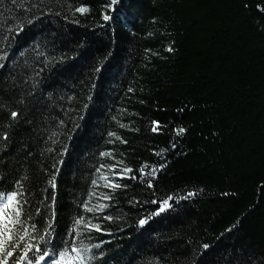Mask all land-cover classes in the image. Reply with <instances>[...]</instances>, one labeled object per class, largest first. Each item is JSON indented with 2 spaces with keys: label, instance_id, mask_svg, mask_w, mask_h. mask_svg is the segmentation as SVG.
Listing matches in <instances>:
<instances>
[{
  "label": "trees",
  "instance_id": "16d2710c",
  "mask_svg": "<svg viewBox=\"0 0 264 264\" xmlns=\"http://www.w3.org/2000/svg\"><path fill=\"white\" fill-rule=\"evenodd\" d=\"M106 2L0 0V190L23 185L32 213L14 231L54 258L71 241L87 264H264V0ZM145 161L165 165L153 189L121 180L99 199L112 176L100 165ZM54 165L56 217L37 232ZM168 194L180 199L141 227ZM80 214L105 232L73 224Z\"/></svg>",
  "mask_w": 264,
  "mask_h": 264
},
{
  "label": "snow or ice",
  "instance_id": "6c2138e0",
  "mask_svg": "<svg viewBox=\"0 0 264 264\" xmlns=\"http://www.w3.org/2000/svg\"><path fill=\"white\" fill-rule=\"evenodd\" d=\"M120 3V0H107L104 4L106 9L115 11V6ZM74 11L83 15L90 11V6L85 3H80L78 6L74 8ZM104 21H108L111 17L105 12L102 15ZM169 52L173 51L174 49L169 46L167 49ZM3 67V65H0ZM100 69H96L99 71ZM91 99V97H89ZM87 107V105H85ZM20 112L18 111H11L10 117L12 121L18 122V117L20 116ZM62 122V121H61ZM153 133H158L162 130V125L160 121L152 120L150 121V129ZM172 131L176 135H180L185 133L187 129L183 127L177 126L176 128L172 129ZM109 135H114L113 133H109ZM10 138V133L8 131H4L2 135H0V140L7 142ZM127 143V141H123ZM172 147L175 148L176 144L173 143ZM158 155L160 153H157ZM101 156H105L106 153L101 152ZM62 163V162H58ZM118 163H113L109 165H100V168L97 169V172L100 171L102 168H108L112 176L107 179V184L104 185L110 188L109 192H106L100 200L104 201H112L115 198L114 192L112 190L126 188L127 184H121L119 181L121 180H130V179H137L141 180L149 189H153L155 187L153 181L158 177L157 169H163L165 167L164 164H157L155 166H149L148 162L145 161L136 172L133 171L131 167H123L118 169ZM56 171L50 173V179L48 180L49 189L47 200L45 201L47 212L43 211L39 207L35 209L36 219L35 221L29 225L37 232L38 224H43L47 220H55L56 217V210H55V203H56V190L58 188L57 184V171L58 168L56 165L53 166ZM5 178L0 177V184H3ZM15 184H21L19 180L15 181ZM92 184L99 186L97 184V180H92ZM23 185H21V189ZM21 189H18L13 186V184H9L7 188L0 190V264H46V260H51V264H87L89 257L86 255L87 249H79L75 246H72L71 241L63 242L62 241V250L59 251V258L55 257V249L53 253L50 255L49 252L45 251L43 245H36L35 243H29L30 240H34L33 236L28 234L19 235L18 231L14 230H23V215H28L29 218H32L31 212H25V204L29 202L24 200L23 197L25 196V192ZM194 192H187L183 199H188L194 196ZM180 197H176L174 201L173 195L168 194L165 197L157 200L152 199L149 202L151 204L157 205L155 209H153L148 216L141 217L138 220V224L143 227L145 226L152 216H158L163 213L165 210H169L173 207L174 203L177 202ZM138 202V201H137ZM82 206L84 211L92 212L94 215L97 212H104L105 209L109 207L106 203H100L95 208L90 207L87 203L82 202ZM99 220H106L111 221L113 217L111 215H100L98 217ZM73 224L79 225L83 228H86L90 231H95L97 233L105 232V229L101 227L99 223H92L90 220H87L82 214L78 215V218L73 221ZM51 229L52 225H48V232L47 235L51 236ZM73 236L76 235L75 232L72 233ZM41 240H45V243L48 241L45 237L41 236ZM99 247V245H97ZM209 244H203V248L205 250L209 249ZM30 254H38L33 255L32 258H29ZM103 257V253H101Z\"/></svg>",
  "mask_w": 264,
  "mask_h": 264
}]
</instances>
